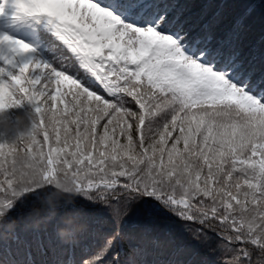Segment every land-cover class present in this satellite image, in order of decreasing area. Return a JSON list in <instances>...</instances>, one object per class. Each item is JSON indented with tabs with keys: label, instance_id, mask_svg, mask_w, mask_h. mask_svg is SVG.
<instances>
[{
	"label": "snow or ice",
	"instance_id": "obj_1",
	"mask_svg": "<svg viewBox=\"0 0 264 264\" xmlns=\"http://www.w3.org/2000/svg\"><path fill=\"white\" fill-rule=\"evenodd\" d=\"M12 4L75 56L51 68L0 35V111L39 114L0 142V264H255L264 0Z\"/></svg>",
	"mask_w": 264,
	"mask_h": 264
},
{
	"label": "trees",
	"instance_id": "obj_2",
	"mask_svg": "<svg viewBox=\"0 0 264 264\" xmlns=\"http://www.w3.org/2000/svg\"><path fill=\"white\" fill-rule=\"evenodd\" d=\"M54 32L49 30L40 31L39 36L41 43L44 45L43 56L39 55L41 61L48 64L51 68H56L59 65L67 63L69 57L74 56L65 44L55 37ZM56 86H53L55 90ZM60 92L57 96L58 107H70L69 101L71 96L68 93L71 86L67 82L62 83ZM64 103L60 104L59 101ZM39 120V114L35 112V106L24 100L20 105L10 106L7 109L0 111V142L12 143L15 138L24 130V127L31 128L34 122ZM222 259H228L227 256H222ZM255 264H264V255L257 253L254 257Z\"/></svg>",
	"mask_w": 264,
	"mask_h": 264
},
{
	"label": "rangeland",
	"instance_id": "obj_3",
	"mask_svg": "<svg viewBox=\"0 0 264 264\" xmlns=\"http://www.w3.org/2000/svg\"><path fill=\"white\" fill-rule=\"evenodd\" d=\"M14 12L15 9L12 4V0H0V35L14 33L17 34L18 36L26 38L27 40H30V38L34 36V32H35L34 29L30 28L28 23H26V20L22 21L21 17H16L14 15ZM22 18L24 19L25 17ZM33 18H38V17H33ZM62 42L69 49V51L75 56V53L71 51V49L67 46V44L64 41ZM3 48L7 50L6 45H3ZM26 57H30L33 59V56L30 52L26 54Z\"/></svg>",
	"mask_w": 264,
	"mask_h": 264
},
{
	"label": "clouds",
	"instance_id": "obj_4",
	"mask_svg": "<svg viewBox=\"0 0 264 264\" xmlns=\"http://www.w3.org/2000/svg\"><path fill=\"white\" fill-rule=\"evenodd\" d=\"M37 66H39V65H37ZM29 128H27L26 126L24 127V130L21 132V133H24V132H26L27 130H28ZM20 133V134H21ZM22 159V158H21Z\"/></svg>",
	"mask_w": 264,
	"mask_h": 264
}]
</instances>
